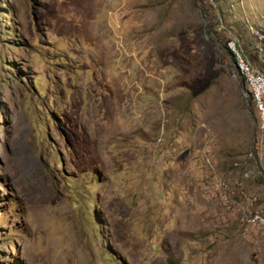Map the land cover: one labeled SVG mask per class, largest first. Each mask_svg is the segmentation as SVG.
<instances>
[{
  "label": "rangeland",
  "instance_id": "obj_1",
  "mask_svg": "<svg viewBox=\"0 0 264 264\" xmlns=\"http://www.w3.org/2000/svg\"><path fill=\"white\" fill-rule=\"evenodd\" d=\"M262 24L264 0H0V264H264L229 52L256 64Z\"/></svg>",
  "mask_w": 264,
  "mask_h": 264
},
{
  "label": "built area",
  "instance_id": "obj_2",
  "mask_svg": "<svg viewBox=\"0 0 264 264\" xmlns=\"http://www.w3.org/2000/svg\"><path fill=\"white\" fill-rule=\"evenodd\" d=\"M254 35L256 38V46L254 48V56L256 64L247 59L245 52L241 46H238L234 41L229 42V48L233 52L236 65L239 72L245 78L248 87V93L251 95L255 104L256 110L259 114V124L264 130V24L257 26ZM240 196H247L246 194H239ZM250 201H254L248 198ZM231 201L227 198V203ZM240 211V216H252L253 222H264V213L260 210L250 212L247 214L243 208Z\"/></svg>",
  "mask_w": 264,
  "mask_h": 264
},
{
  "label": "trees",
  "instance_id": "obj_3",
  "mask_svg": "<svg viewBox=\"0 0 264 264\" xmlns=\"http://www.w3.org/2000/svg\"><path fill=\"white\" fill-rule=\"evenodd\" d=\"M229 52H230L231 56H233L234 60H236L233 52L231 50H229Z\"/></svg>",
  "mask_w": 264,
  "mask_h": 264
}]
</instances>
